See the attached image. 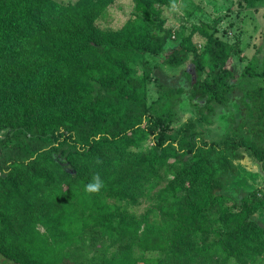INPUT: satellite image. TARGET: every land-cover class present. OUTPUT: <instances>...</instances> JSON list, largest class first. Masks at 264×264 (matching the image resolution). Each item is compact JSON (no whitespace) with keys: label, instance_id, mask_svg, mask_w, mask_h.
<instances>
[{"label":"trees","instance_id":"trees-1","mask_svg":"<svg viewBox=\"0 0 264 264\" xmlns=\"http://www.w3.org/2000/svg\"><path fill=\"white\" fill-rule=\"evenodd\" d=\"M115 1L0 0V264H137L138 240L156 264H264V181L237 183L240 171L264 180V54L234 73L241 40L202 24L200 50L165 27L154 7L179 0H132L135 40L104 25ZM186 64L189 90L160 84L151 101L154 71ZM184 96L196 115L175 129ZM213 117L225 133L209 141ZM164 169L176 181L128 216ZM97 174L104 188L86 192Z\"/></svg>","mask_w":264,"mask_h":264},{"label":"rangeland","instance_id":"rangeland-1","mask_svg":"<svg viewBox=\"0 0 264 264\" xmlns=\"http://www.w3.org/2000/svg\"><path fill=\"white\" fill-rule=\"evenodd\" d=\"M63 4L75 3L78 0H58ZM175 7H154L155 12L166 21V28H170L174 31H179L182 27L186 28V35H192L195 45L202 50L205 44L208 42L202 30V24H209L217 29V36L220 38L234 43L236 40H241L244 48V58L233 57L229 62V68L236 74L240 75L244 70L247 62L252 59L255 55L262 57L264 54V6L256 9H245L241 6V0H179ZM133 11L132 0H116L115 3L111 4L107 11V19L104 20V25L108 28L115 30H120L125 36H130L135 40H142L144 33L142 31L141 24L135 19L131 18ZM192 13L190 17L186 15L187 12ZM199 28L198 31L196 29ZM262 50V52H261ZM261 52L258 54V52ZM193 66L191 64H186L185 66L172 69L166 66L156 69L154 71V77L156 81L150 86V99H156L158 85H170L173 87H184L187 91L190 88V80L186 75V71L191 70ZM154 78V79H155ZM242 93L239 87H237L235 93L231 96L232 103L229 106L219 110L223 113L224 110L228 113V117L225 119L229 120V114L235 111L233 103L238 104ZM178 119L174 123V128H178L185 121L191 117H195L196 112L188 103L186 96H184L182 103L177 107ZM237 118L238 115H237ZM225 120H221L219 117H213V124L208 126L209 129L205 136L209 141L213 139H219L225 133ZM152 143L150 140L134 146L132 150H138L141 147L150 146ZM244 164L250 166L252 169H257V165L251 160H244ZM240 177L237 179V183L241 186H245L243 189L246 193L258 188L260 183L264 181L258 175L250 173V171H240ZM173 181H176L175 174L172 171L166 169L161 170L158 177L150 184H145L141 189L140 195L136 193L134 199L135 209L127 212L137 215H143L146 207L149 204L146 201L153 197V195H159L160 191L169 190L168 185ZM237 185V187H239ZM165 195V194H164ZM164 195L158 196L159 200L164 198ZM133 199V197H129ZM126 203L121 206V208L126 209ZM44 232V229H40ZM91 240H89L88 245ZM101 245V242L98 243ZM111 243H106L105 250L107 254L113 255L115 249L111 248ZM134 252L133 259L138 261L137 264H156V262L151 261L155 258V254L143 252L140 248V241L133 242ZM93 249H95L94 246ZM90 256H86L91 261L94 258V253L92 249L88 250ZM259 260V259H258ZM156 261V260H154ZM160 263V262H159ZM237 264V263H235ZM255 264H260L259 262Z\"/></svg>","mask_w":264,"mask_h":264},{"label":"clouds","instance_id":"clouds-1","mask_svg":"<svg viewBox=\"0 0 264 264\" xmlns=\"http://www.w3.org/2000/svg\"><path fill=\"white\" fill-rule=\"evenodd\" d=\"M104 188V182L97 174L93 176L92 180L85 185V191L88 193H99Z\"/></svg>","mask_w":264,"mask_h":264}]
</instances>
